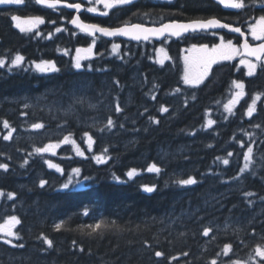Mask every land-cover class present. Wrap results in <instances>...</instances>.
<instances>
[{
    "label": "trees",
    "instance_id": "1",
    "mask_svg": "<svg viewBox=\"0 0 264 264\" xmlns=\"http://www.w3.org/2000/svg\"><path fill=\"white\" fill-rule=\"evenodd\" d=\"M152 9L164 12V20L239 14L228 15L213 0L162 4L142 0L116 8L102 21L113 26L145 22ZM12 15L41 16L45 22L22 33ZM67 19L66 11L57 13L30 1L23 6H0V57H7L9 63L17 52L25 57L23 65L11 71L0 68V121L8 120L15 129L6 141L3 136L9 129L0 122V163L9 165L7 171L0 169V190L16 193L12 199L0 197V223L17 216L21 223L14 231L21 238H13V244L24 245L0 241V264H211L213 259L229 264L246 260L257 243H264V95L256 112L246 115L252 97L264 94V70L245 76L234 61H219L201 85H185L184 49L216 44L217 37L208 32L163 42L121 40L116 53L112 45L119 40L97 36L95 55L76 69L73 51L92 45L93 37L71 27ZM57 27L67 31L56 32ZM161 46L170 57L163 65L158 63ZM40 60L55 61L60 70L41 73L32 64ZM240 79L245 82V96L230 114L224 106L236 91L232 81ZM81 98L83 103H77ZM117 103L122 109L119 113ZM161 106L168 111H159ZM109 117L114 121L111 128L106 127ZM209 120L215 123L208 125ZM33 123L44 127L34 129ZM84 133L92 136L91 150ZM69 134L84 156H77L71 144H61L55 155L34 153L35 147ZM248 146L253 148V162L240 173ZM105 148L109 159L97 163L92 157ZM26 159L28 163L23 164ZM48 160L63 171L50 168ZM153 163L159 173L147 171ZM73 168L81 169L79 176L72 173ZM132 168L138 174L128 178L126 173ZM189 176L197 183L176 182ZM69 177L73 184L61 188ZM41 179L48 182L44 187H40ZM142 185H155V191L146 192ZM247 192L254 195L246 198L243 193ZM102 218L118 227L93 235L80 230ZM60 221L66 225L56 230L54 225ZM205 227L213 229L208 236L203 235ZM41 233L53 241L52 247L38 239ZM225 244L232 245L227 256L222 253ZM156 251L165 255L156 257ZM184 252L188 255H181Z\"/></svg>",
    "mask_w": 264,
    "mask_h": 264
},
{
    "label": "snow or ice",
    "instance_id": "2",
    "mask_svg": "<svg viewBox=\"0 0 264 264\" xmlns=\"http://www.w3.org/2000/svg\"><path fill=\"white\" fill-rule=\"evenodd\" d=\"M24 0H0V5H11V4H21ZM37 4L44 5L48 8L57 9L60 6L69 8V9H75L77 12H80L81 8L84 7V5L80 2L77 3H68L67 0H35ZM133 2V0H88V3L92 6L87 7L86 11L91 13L98 12V9L95 5L102 4L104 11L99 12L100 15L107 16L109 14L108 10H111L113 8H118V6L122 5H129ZM220 4H223L225 7L234 8V9H240L245 10L249 4L255 5L257 2L261 5V10L264 11V0H248L246 3V0H218ZM11 20L15 22V27L20 30L22 33H30L33 31V29H38L39 25L43 24L44 18L41 16H30L25 19H21L18 15H12ZM51 23L55 24V21H51ZM71 24L75 25L81 32L87 33L88 35L93 37L92 45H90L88 48H77L76 49V56L74 58V67L76 69H80L83 67L81 64V60L87 59L88 55H82V53H87L89 55L92 54V46L95 45L97 34H100L101 36L106 37H116V36H127L134 40H148L151 37H164L165 39L171 38V37H183L186 33H198V32H207L211 29H228L231 32L239 33L241 37H245L243 40V43L240 46H237V44H234L232 40L225 41L224 36L220 37V42L213 44L211 47H209L208 44H193L191 45V48L189 51H194L198 53L197 57V64L199 66V71L196 73H193L189 70L188 67V61L189 58L185 57V72L183 76V83L185 85H189L191 87H197L201 85L204 80L209 76L210 72L212 71V66L214 64H217L219 61H227V60H233L237 56L240 57L239 63L241 65H244L247 68L246 75L253 76L258 66L261 70H264V15L259 16L258 19L255 20V23H251L248 25L249 34L255 41H261L260 43L256 45H252L249 43L247 37L245 36V33L241 30L240 27H233L231 24L223 23L220 19H217L216 17H209V18H196L191 19L188 22H179L176 20H170L166 23H160V25L147 27L142 23L138 24H129V23H123L121 26L118 27H103L100 24H94V23H85L83 22L79 15L74 16L71 21ZM56 32L61 31H67V29H62L61 27L55 28ZM217 33L213 32V35H216ZM36 35H39V32H36ZM52 35V33H49V37ZM120 49L119 44H113L112 45V51L113 53L118 52ZM67 51V50H65ZM158 54H163L162 58L158 60V63L161 65L164 64L165 59H170V57L167 55V52L165 48L161 47L157 49ZM255 58V62L251 59ZM25 60V57L21 55L19 52H17L10 60V63L8 61L7 57H0V68L7 67L9 71H11L15 67H20L23 65V62ZM32 64L34 65L35 69L41 73H49V72H58L60 69L57 67L55 61L51 60H40L39 62L33 61ZM119 83L118 81L116 82ZM232 86L237 89V91L234 92L232 99L226 104L225 110L229 112L230 114L233 111V108L235 105L240 101L241 98L245 96V85L243 81H232ZM175 91L179 92L180 89H175ZM264 94L257 93L254 95L251 99V104L248 105L246 115L251 117L254 112H256V104L257 101L261 99V96ZM152 99L155 100L156 97L152 96ZM192 99H195V96L192 97ZM77 103H83V99L76 100ZM90 107H94V105H89ZM25 108H28L29 105L25 104ZM116 112H121L122 109L119 105V103L115 106ZM159 111L161 112H167L168 108L161 106ZM145 112H147V109H145ZM149 120L153 123H159L158 120H156L155 117H149ZM3 124V127L5 129H9L7 135L3 136L4 140H10L12 138V133L15 131V129L11 128V125L8 120L0 121ZM215 123L214 121L209 120L208 125H211ZM114 126V121L111 117L108 118L106 127L111 128ZM34 129H40L44 127V124L42 123H33L31 125ZM123 127V125H121ZM256 127H259V125H256ZM84 135L87 137V144H88V150H91L93 145V139L92 136H90L88 133H84ZM241 146L243 147V142L241 141ZM61 144H71L73 146V150L75 151V154L77 156H84L85 151L80 148V146L76 143L74 139L71 138V134L64 136L62 140L58 142H50L43 147H35L33 149L34 153L36 154H43V153H51L52 155L56 154V149L61 146ZM2 155V153H0ZM229 156L232 155V153H228ZM96 160L97 163H106L109 157L107 156V149H103L100 154L94 155L92 157ZM218 160L222 159V162L227 165L229 163L228 159L226 158H220L217 157ZM244 160L245 163L242 168H240V173H244L246 170L249 169L251 163L253 162V148L251 146L247 147V151L244 153ZM28 160H24L23 164H27ZM48 166L50 168H55L56 171L62 172L63 169L59 164L53 163L51 160L46 161ZM23 166V165H22ZM0 169H3L7 171L9 169V165L6 163H0ZM148 172L152 173H159L161 170L160 168L155 164H150L147 168ZM81 172L80 168H73L72 173L75 176H79ZM138 174V170L135 168L130 169L126 175L128 178H132ZM239 176V174H238ZM238 178V177H237ZM114 179L120 180V177L114 176ZM235 179V178H234ZM179 185H193L197 183V180L189 176L187 179H178L176 181ZM48 182L41 179L39 181L40 187H44ZM78 183V181H77ZM73 184V177H69L67 182L63 183L60 187L63 189H68L70 185ZM143 189L146 192H153L155 191V185H142ZM243 195L247 197H251L254 194L251 192L243 193ZM7 197L8 199H12L16 196V193L9 192L5 193L3 190H0V197ZM249 204L252 203L251 200L248 201ZM89 212V209H84V214L87 215ZM20 219L15 216L11 215L8 216L3 223H0V241H3L6 244L13 245L14 247H23L22 244H13V238L16 240H19L21 237L19 235V231H14L16 228V225L20 224ZM66 221H60L59 223H56L54 225L56 230H60L61 228L65 227ZM118 227V225L115 224V222H109L106 219H100L96 223L87 225L86 229L85 226H81L80 230L85 231L87 235H93L100 233L102 234V231L105 229ZM213 229L210 227H205L203 229V235L208 236L210 232H212ZM183 235V234H181ZM43 240V243L47 244L49 247L53 246V241L49 239L46 235L41 233V236L38 237V239ZM147 243V241H145ZM73 244H75V241H73ZM81 251H83V248H81ZM232 251V245L231 244H225L222 249L223 255L227 256L229 252ZM165 254L162 251H156L155 256L156 257H163ZM181 255L187 256L188 253L184 252ZM219 255V254H218ZM171 259L175 260L176 257H171ZM211 264H217V261L213 259L211 261ZM229 264H264V243H257L254 249L252 250V253L248 256L246 260H234L230 261Z\"/></svg>",
    "mask_w": 264,
    "mask_h": 264
},
{
    "label": "flooded vegetation",
    "instance_id": "3",
    "mask_svg": "<svg viewBox=\"0 0 264 264\" xmlns=\"http://www.w3.org/2000/svg\"><path fill=\"white\" fill-rule=\"evenodd\" d=\"M28 1H30L31 4L36 3L35 0H24L23 3H21L22 5H26L28 3ZM138 1H142V0H133V3L138 2ZM146 2H150L153 4H162L165 3L166 0H143ZM170 1L175 2L176 0H167V3H169ZM215 3H217L223 10H225L227 12L228 15H231L233 12L235 13H239L238 15H234L236 17L234 18H229V17H220V16H208L209 17H216L218 19H220L221 21H223L224 23H228L231 24L233 27H240L243 31L247 32L248 34V38L251 42H258L252 39V37L249 34V29H248V25L251 23H254L256 19L259 18V16L264 15V11L261 10V5L259 2H257L254 6L249 4V6L245 9V10H240V9H234V8H228L225 7L223 4L218 3L217 1L213 0ZM68 3H77L80 2L84 5L83 8H81L80 10V14L81 17L83 19H85L86 21H96L99 22L100 24L104 23L102 21V19H106L107 17H110L111 14L114 13L116 8H113L111 10H108L109 14L107 16L105 15H100L99 12L104 11L103 5L102 4H97L95 5L98 9V12L96 13H91V12H87L86 8L92 6L91 4L88 3V0H67ZM248 2V0H246V3ZM172 3V2H171ZM129 4V5H131ZM41 6V4H38ZM0 6H5V5H0ZM124 6V5H122ZM120 7V6H118ZM30 10V9H29ZM56 12H62V11H66L68 13V15L70 16V18H72L75 13L77 12L75 9H68L66 7H59L57 9H54ZM152 15L155 18L156 23H160L163 20V15L164 12H162L161 10H154L152 9ZM33 15H27L26 17H30ZM181 20V19H180ZM228 32V33H227ZM226 33L228 35L231 36L232 41L235 42L236 44L240 45L242 43V37L239 35H235L232 33H229V30H226ZM240 71L243 72V74L246 76L247 70L245 68L244 65L241 66Z\"/></svg>",
    "mask_w": 264,
    "mask_h": 264
},
{
    "label": "rangeland",
    "instance_id": "4",
    "mask_svg": "<svg viewBox=\"0 0 264 264\" xmlns=\"http://www.w3.org/2000/svg\"><path fill=\"white\" fill-rule=\"evenodd\" d=\"M255 23V22H254ZM220 40V39H219ZM226 41V40H225ZM234 43V42H233ZM234 44H236V43H234ZM237 46H239L238 44H237ZM161 47H163V46H161ZM160 47V48H161ZM210 47V46H209ZM78 48H88V47H78ZM164 48V47H163ZM191 47H187L185 50H184V52H183V54H184V62H185V57H188L189 58V61H188V67H189V70L191 71V72H193V73H196V72H198L199 71V66H198V64H197V57H198V53H196V52H194V51H189V49H190ZM77 49V48H76ZM76 49L73 51V57L75 58V56H76ZM167 52V51H166ZM94 54H95V49H94V46H92V54L91 55H89V54H87V53H82V55H88V58L87 59H89V58H91V57H93L94 56ZM167 55L169 56V54L167 53ZM162 56H163V54H158V57H159V59L160 58H162ZM84 60H86V59H83V60H81V64L83 65V61ZM166 60V59H165ZM234 60H235V62L237 63L239 60H240V58L237 56L236 58H234ZM238 64V63H237ZM34 66V65H33ZM246 68V67H245ZM246 70H247V68H246ZM257 70H258V68H257ZM257 72V71H256ZM237 81H239V80H237ZM237 91V90H236ZM238 104V103H237ZM236 104V105H237ZM212 125V124H211ZM4 222V221H3ZM2 222V223H3Z\"/></svg>",
    "mask_w": 264,
    "mask_h": 264
},
{
    "label": "water",
    "instance_id": "5",
    "mask_svg": "<svg viewBox=\"0 0 264 264\" xmlns=\"http://www.w3.org/2000/svg\"><path fill=\"white\" fill-rule=\"evenodd\" d=\"M77 15H79V13H76V15L75 16H77ZM79 17H80V15H79ZM80 19L83 21V22H85L81 17H80ZM179 22H188V21H179ZM85 23H88V22H85ZM132 24H138V23H132ZM73 25V24H72ZM145 26H147V27H152V26H159V25H146V24H144ZM74 27H76L75 25H73ZM116 27H118V26H116ZM77 28V27H76ZM222 29V28H221ZM186 34H189V33H186ZM239 34V33H238ZM100 35V34H99ZM185 35V34H184ZM245 36L247 37V35H246V33H245ZM104 37H106V36H104ZM116 37H121V38H126V39H131V38H129V37H127V36H116ZM106 38H109V39H113V38H115V37H106ZM151 38H153V39H155L156 41H161V40H163L164 39V37H159V38H157V37H151ZM150 38V39H151ZM176 38H178V37H176ZM244 38L245 37H243V40H244ZM150 39H148V40H143V39H141V40H139V41H149ZM132 40H134V39H132ZM135 41H137V40H135ZM242 43H243V41H242ZM250 43V42H249ZM251 44V43H250ZM253 45V44H252ZM254 45H256V44H254Z\"/></svg>",
    "mask_w": 264,
    "mask_h": 264
}]
</instances>
